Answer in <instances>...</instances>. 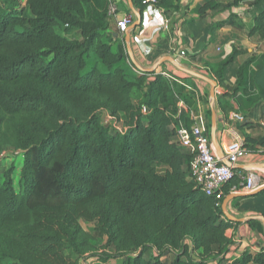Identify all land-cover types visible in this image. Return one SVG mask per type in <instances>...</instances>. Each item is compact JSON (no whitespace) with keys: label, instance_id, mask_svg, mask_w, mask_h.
Wrapping results in <instances>:
<instances>
[{"label":"trees","instance_id":"16d2710c","mask_svg":"<svg viewBox=\"0 0 264 264\" xmlns=\"http://www.w3.org/2000/svg\"><path fill=\"white\" fill-rule=\"evenodd\" d=\"M132 1L143 16L142 0ZM203 1L201 17L244 0ZM109 6L0 0V154L22 162L19 189L13 164L0 177V264H223L238 223L222 202L243 178L234 170L220 202L192 179L194 155L177 131L192 125L180 101L191 110L194 100L167 75L137 70L125 36L109 30ZM256 20L264 39V13ZM239 53L205 75L222 80ZM226 264H264V247Z\"/></svg>","mask_w":264,"mask_h":264},{"label":"crops","instance_id":"0c3cea01","mask_svg":"<svg viewBox=\"0 0 264 264\" xmlns=\"http://www.w3.org/2000/svg\"><path fill=\"white\" fill-rule=\"evenodd\" d=\"M166 1L172 4L146 7L141 28L136 30L135 36V30L129 31L137 69L153 68L161 58L170 56L185 68L203 73L225 61L234 48L240 51L236 61L224 71L222 80L217 81L213 103L211 86L178 69L172 62L165 61L157 71L169 77L177 93L193 98L191 110L182 101L185 104L183 110L190 111L192 125L207 132L211 124V137L212 115L210 118L207 111L209 108L212 112L215 110L217 148L222 155V148L228 143L238 137L244 141L249 153L234 170L239 177L256 174L258 188L252 192L239 189L225 197L239 195L229 201L227 209L232 216L243 220L233 221L238 225L227 231L233 241L228 256L240 257L244 252H256L264 247V190L261 191L264 188V145L259 142L264 138V39L254 32V28L256 18L264 13V0H244L238 6L208 11L205 17L195 13L203 0ZM219 1L228 4L232 0ZM113 5L117 7L116 14H110ZM131 12L134 13L129 0H110L109 30L120 35L118 22ZM173 48L177 53L171 52ZM181 51L188 56L180 57ZM232 112L242 114L244 120L232 121L229 118ZM251 220L259 223V230L249 225Z\"/></svg>","mask_w":264,"mask_h":264},{"label":"built area","instance_id":"2783aa9c","mask_svg":"<svg viewBox=\"0 0 264 264\" xmlns=\"http://www.w3.org/2000/svg\"><path fill=\"white\" fill-rule=\"evenodd\" d=\"M142 3L144 6L152 7L157 5L159 0H142ZM111 13H117L116 5L111 7ZM134 22L132 13L118 22L119 30L123 36L130 31ZM171 52L177 53L175 48ZM178 54L183 58L188 56L185 51ZM137 70L139 71V69ZM179 107L183 109L185 107L184 102L180 101ZM229 118L237 122L244 120L243 115L237 112L230 113ZM177 141L194 155L191 163L192 179L207 195L216 197L220 202L225 197L224 186L234 176V167L249 153L244 141L238 137L228 143L222 148L223 157H219L212 144L211 137L206 134L203 128L198 125L187 127L182 123L177 131ZM242 178L243 182L240 188L233 187L232 192L239 189L252 192L258 188V176L256 174L250 173Z\"/></svg>","mask_w":264,"mask_h":264},{"label":"water","instance_id":"95a60500","mask_svg":"<svg viewBox=\"0 0 264 264\" xmlns=\"http://www.w3.org/2000/svg\"><path fill=\"white\" fill-rule=\"evenodd\" d=\"M129 2H130V6H131L132 10L134 11V13L136 14V16H137V18H138L137 21H135V22L133 23V25L131 26V28H130L131 31H133V30H135L136 28H138V27L141 26V24L143 23V16H142V13H141L140 11H138V10L135 9L134 4H133V1H132V0H129ZM125 41H126V43H127V48H128V51H129V55H130L131 61H132L134 64H136L135 61H134V59H133V51H132L131 44H130V42H131V33H130V32L127 33V35H126V37H125ZM165 61H170V62H172V63H173L178 69H180V70H182V71H185V72L189 73L190 75H192V76H194V77H197V78H199V79L205 81L206 83H208V84L211 86V90H210V99H211V102H212V103L214 102L215 97H216V93H215V91H216V88H217V85H218L217 80H215L214 78H211V77H209V76H207V75H205V74H203V73L196 72V71H192V70H189V69L185 68L184 66H182V65L177 61V59H175V58H173V57H170V56H169V57H163V58H161V59L159 60V62H158L153 68L145 69L144 71H147V72H153V71L157 70V68H158L161 64H163ZM105 117H106V116L104 115L103 118H102L103 121H105ZM106 127L108 128L109 126L106 125ZM216 130H217V117H216V112H215V110H213V112H212V137H211V141H212V144L215 146V151H216L217 155H218L219 157H223L222 154L220 153L219 148H217V147H218V144H217V139H216ZM262 190H264V188L261 189V191H262ZM237 196H239V195L228 196V197L224 200V202H223L222 210H223L224 215H225L229 220H231V221H235V222H237V221H238V222H239V221L242 222V221H243L242 219H237V218H235L234 216H232V215L229 213V211H228V209H227V205H228L229 201H230L231 199H233L234 197H237Z\"/></svg>","mask_w":264,"mask_h":264},{"label":"rangeland","instance_id":"374dc122","mask_svg":"<svg viewBox=\"0 0 264 264\" xmlns=\"http://www.w3.org/2000/svg\"><path fill=\"white\" fill-rule=\"evenodd\" d=\"M22 4L25 5L26 4V0H22ZM146 7H148V6H144V9ZM131 13L134 15V21H137L138 18L136 16V14L133 13V12H131ZM203 72H205V71H203ZM204 74H206V72ZM104 122H105L106 125L111 126V121L108 119L107 116L105 117V121ZM115 128L117 130H119V131H124L125 130V127L122 124L117 125ZM14 155H15V153H13V152H6V153H4V155L0 154V177H3V173L5 172V170L10 165L13 164L16 167V173H15L16 187H17V189H19V187H20V167H21V163L22 162H21V159L14 157ZM83 226L85 227L86 230H88V231L91 230V226L88 223L83 222ZM154 252L155 251L152 250V249L148 250L146 252V257H151L154 254ZM198 256H199V254L195 253L194 257L199 259ZM235 257L237 258L238 256L233 255V254L231 256H228L227 257V261L225 263H223V264H226L228 261L229 262L233 261L234 259H236ZM173 258H174V254L165 253L164 256H163V261L170 262ZM95 259H96L95 257L89 258L84 263H90V262L94 261ZM113 263L114 264H123V259L113 260ZM209 264H219V262H218L217 259H213V260H211L209 262Z\"/></svg>","mask_w":264,"mask_h":264}]
</instances>
